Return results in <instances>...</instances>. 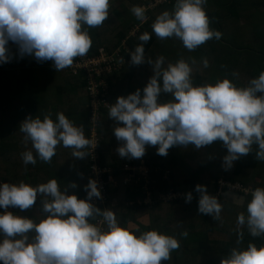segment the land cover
Listing matches in <instances>:
<instances>
[{"label":"clouds","instance_id":"1","mask_svg":"<svg viewBox=\"0 0 264 264\" xmlns=\"http://www.w3.org/2000/svg\"><path fill=\"white\" fill-rule=\"evenodd\" d=\"M206 3L174 0L170 11L155 16L152 34L160 40L175 38L188 51L219 39L221 32L209 27L203 7ZM108 9L109 0H0V63L12 59L11 42L18 57L31 55L38 62L51 61L56 71L69 67L91 46L85 26L102 25L109 16ZM130 11L141 23L147 19L144 6L133 5ZM149 39L148 32L141 33L138 40L142 43L128 54L132 65L147 62L151 66L152 75L142 94L136 89L118 96L107 110L115 123L112 132L121 142L116 148L118 156L141 158L146 146H156V153L164 156L173 146L200 149L218 140L226 148L221 165L225 170L239 157L253 152L254 145V159L264 161V70L244 86L227 77L194 85L196 61L179 58L165 63L162 55L148 58L144 43ZM200 65L207 68L208 59L201 58ZM231 75L235 78L238 73ZM162 93L170 98L161 100ZM18 129L22 142L31 144V149L20 153L25 165H35L37 160L49 163L58 144L81 159L89 155L85 149L95 147L85 137L83 127L74 125L62 112L56 113L55 120L50 114L42 119L26 117ZM69 186L76 187L75 183ZM83 187L86 198L78 199L75 194H66L56 178L35 186L0 181V264H161L179 247L173 235L122 227L113 210L91 203L93 197L101 198L97 181L89 178ZM194 190L199 193L198 213L218 220L220 200L208 194L204 185L197 184ZM38 197V221L7 210L29 209ZM184 199L190 202L192 192L185 193ZM236 226L238 246L242 229L254 238L264 236V187L250 190L245 211L236 216ZM180 235L186 237L187 232ZM238 246L231 248L219 264H264V244Z\"/></svg>","mask_w":264,"mask_h":264},{"label":"trees","instance_id":"2","mask_svg":"<svg viewBox=\"0 0 264 264\" xmlns=\"http://www.w3.org/2000/svg\"><path fill=\"white\" fill-rule=\"evenodd\" d=\"M110 2L115 3L113 9L120 12L122 17L119 18L120 20L118 22L116 21V31H114V33L110 31V33H108L109 36L107 37L104 30L114 24V21L110 19L111 12H109V16L102 25L98 27L85 26L91 39V46L87 51L89 56L96 55L99 48H104L108 53H112L116 48L121 49V42L126 38L129 30L132 29L134 25L139 24L137 19L134 20L133 18H127L125 20L126 17H124V14L126 8L130 9L133 5L141 6L142 0H109V3ZM241 2L242 0H231L229 5L224 9L226 13L225 17H233L238 20V12L243 11L244 8L250 13L254 12L255 14V9L249 8L243 3L242 7H240ZM173 3L170 5H173ZM170 5L162 6L160 9H164ZM205 12L209 18V27L222 34L224 17L216 12L210 13L206 10ZM148 14L146 13L145 15L147 16ZM150 14H154V12ZM127 16L130 17L131 13ZM154 18L155 15H149V20L140 26L138 34L134 38H129L125 41V47L119 52V57L122 60L120 69L103 76V79L107 84V94L110 104L114 103L116 97L126 96L129 93L134 92L136 89H141L142 94L143 87L147 83L148 78L152 75L151 68L148 67V65L143 63L132 65L129 62L130 56L128 54L137 44L142 43L138 40V36L143 32H148L150 34V39L144 43V54L147 55L152 51V46H154L159 40L154 34H152L151 30V24ZM259 27H261V25L257 22L256 18H253V20L246 26L242 27V29L249 31L255 38L254 34ZM222 43L223 37L221 35L219 39L206 41L202 44L204 45L203 48H200V46L197 47V56H187L196 61L193 65L194 70L196 66L200 64L201 58H208L207 56L211 58L208 59L212 60L215 65V69L208 71L205 74V77L204 75L193 73L192 82L194 85L214 83L215 80L225 77L232 80L231 73L233 71L238 73L236 69L239 66V61L242 62V66H244L247 71V78L244 80L245 85L250 78L257 76L261 70H264L262 67V61L264 58H255V52H252L250 49L254 44L245 45L243 48H247V50L241 47L230 48V55L223 56L221 51ZM217 46H220L221 49ZM9 49L12 59L6 63H0V98L4 97L5 100L7 98L10 99L12 101V106L16 107L17 101H15V98L18 96L21 97L22 94L13 90L15 93L9 96L7 93V98L5 95L2 96V93H6L4 88L6 79L15 74H19L22 76L20 82L27 86L32 80V76L29 75L31 72L39 67L42 72H46V70L48 71L47 67H53V65L51 61L38 62L31 55L18 57L16 46L11 44V42L9 43ZM207 49L209 52L206 51ZM243 53L245 57H243ZM4 66H8L10 71H2ZM22 69H25V72H22ZM60 71L63 75V81L67 84L68 92L77 94L78 90L81 91V89H84V91H86L85 80L82 78L83 73L73 75L68 67ZM27 75L28 77H26ZM206 77H209V81ZM236 79L238 80V78ZM234 83L237 86H241L239 81H235ZM60 88L61 89H58L59 91L66 90L65 87ZM160 98L161 100L166 101L170 97L168 94L162 93ZM6 106L9 105L6 104ZM106 114L107 111L104 112L100 120V127L98 129V135L100 137L103 136L106 131L102 128L103 118ZM13 116L15 119L14 112ZM6 117L7 116H2V114L0 116V156L1 159L2 156H4L3 161H7L6 159L8 158L12 159V157L18 153L16 146L19 145L18 142H15L14 138L12 139V142L9 143L10 140L4 135V133H11L10 135H12L16 129L14 122ZM88 128L89 125L88 122H86L84 130L86 138H88ZM213 142H215L217 148L219 147V150H222H217L219 152H217L216 149L212 151L206 150L203 158L207 160L204 162H202V160L199 161L201 157L192 146L170 147L167 150V154L164 156L156 153V146H146L144 155L138 159L120 158L116 153V150L113 153L110 152L107 156L100 151L101 164L115 170L121 166V163L138 166L140 160L144 161V165L148 172L147 180L149 181L146 189L143 188L144 181L142 179L136 183L132 181L125 184L119 183L109 195L110 201L115 200V204H113V206H110L111 204H109L106 208L114 211L117 221L122 227H128L129 224H134L140 231L155 229L158 232L173 235L178 239L179 247L170 253L168 261H161V264H219L220 260L231 248L238 246L236 244V216L238 213L245 211L246 204L250 198H245L243 205L237 210L231 208V205L226 202V204L223 203L218 199V196H216L217 181L224 180L231 183L239 182L244 186L246 185L255 188L264 187V169L260 170L262 173L259 172V176H261L262 179L260 178V181L258 182H252L251 179L246 178L245 174L247 170L255 167V162H258L254 159L255 146H253V152H249L247 155L239 157L233 162L231 168L225 170L224 168H221V161L222 157L226 154V148H221L224 146L218 140ZM13 153L15 154L11 156L10 154ZM211 153L212 155H219L212 158L210 157ZM68 155L69 154L67 153V163L64 161L59 164L57 158L64 157L65 159V156L64 154L55 153L49 163L37 160L35 165H25L23 163L21 167H14V170L13 168H7L5 173L0 176V181L8 183H19L20 181H23L29 185L35 186L39 183L46 182L50 178H56L59 186L61 188H66V194H75L78 199H84L86 198V192L83 186L88 181L86 177L87 161L85 164V157L82 159L71 157L69 159ZM261 162L264 166V161ZM165 172H167L166 175ZM114 176L115 178L120 179L122 173L116 172ZM72 183H75L77 187H70L69 185ZM209 183H212L213 185L212 191L209 189L206 190ZM197 184L204 185L208 194L214 195L220 200L219 202L222 205V209L218 220H214L213 217L208 214L198 213L197 201L199 193L194 190L195 185ZM187 192H192V199L190 202L186 203L184 194ZM146 193H149L148 197L151 200V204L149 205L143 203ZM168 194H177L178 196L179 194H182V196H177L170 201H162L161 197ZM163 204L168 206V212H163L161 210ZM172 210L178 211H175V213ZM14 212L16 215L27 216L38 221L41 218L39 197L29 209L20 211L18 208H14ZM173 216L174 218L176 217L179 224L177 225L178 228L171 229ZM141 218L147 220L146 224L143 225L138 221ZM91 222L94 223L95 220ZM183 231L187 232L186 237H181L180 233ZM242 232L241 243L238 247H245L249 242H252L257 246L264 244V236L254 238L247 233L246 229H242ZM213 234L226 235L228 239H216L212 237Z\"/></svg>","mask_w":264,"mask_h":264},{"label":"crops","instance_id":"3","mask_svg":"<svg viewBox=\"0 0 264 264\" xmlns=\"http://www.w3.org/2000/svg\"><path fill=\"white\" fill-rule=\"evenodd\" d=\"M231 0H207V3L203 6L204 9L208 12H216L220 16L224 17L223 20V29H222V37H223V43H222V49L220 46H217L221 51L223 52V56H229L230 55V48L234 47H241L243 48L245 45L254 44L250 49L252 52H255L256 57H263L264 58V0H242L240 7H242V3L246 5L249 8L255 9L254 12L250 13L247 11V9H243V11L238 12L239 19L236 20L233 17H225V7L229 5ZM241 1V0H240ZM173 5H170L164 9H157L155 11V16L159 14L163 10H171ZM246 10V11H245ZM253 18L257 19V22L261 25L259 29H257L256 33L254 34L255 38L253 37V34H251L246 29H242V27L246 26L249 22L253 20ZM168 42L169 44L175 45L174 48L178 51L181 50V42L175 38H169ZM228 46V47H227ZM162 47L164 48V51L162 50ZM204 45H200V48H203ZM159 51L158 54L162 56L169 55V53L166 52V47L163 45H158ZM218 49V50H219ZM247 50V48H243ZM153 51V50H152ZM151 51V52H152ZM198 49L196 48L193 51H189L191 54L197 56L198 53H196ZM207 52L208 49L206 50ZM150 52V53H151ZM148 55V54H147ZM145 55V56H147ZM210 55V54H208ZM185 57L189 56L187 54L183 55ZM249 56V55H248ZM252 56V55H250ZM243 57H245L243 53ZM241 63V64H240ZM145 64V63H144ZM145 65H148L146 63ZM240 70L237 69L239 73H242L241 70H246L244 66H242V62L239 61L238 64ZM262 67L264 68V59L262 61ZM34 68V67H32ZM48 71L42 72L40 70V67L36 69L35 71L31 72L29 75L32 76L31 82L28 83L27 86H25L22 82H20V76L19 74H15L12 77H9L6 79L5 84V90L6 94L9 96L15 92L13 90L18 91L17 93H21V97H16L15 101L16 107L12 106V101L7 98H0V113L2 116H7L6 118L9 120H12L15 125V132L10 135L4 133L5 137H7L12 142V139L14 138L15 142H18L19 145H17V151L18 153L21 151H25L28 149H31L30 142L25 144L22 142V136L23 134L19 132L18 126L20 122H22L26 117H35L40 116V118H43L44 114H50V118L55 120L56 113L62 112L74 125L82 126L83 131L85 130V124L87 121V94L84 89L78 90V93H70L67 90V84L65 81H63V75L61 71H56L54 67H47ZM9 70L8 66H4L3 70ZM22 72H25V69H22ZM234 70V69H232ZM28 77V75L26 76ZM74 83V82H73ZM240 85L244 86L245 82L240 81ZM60 87H65V91H59L58 89H61ZM58 90V91H57ZM8 104L9 106H6ZM13 108V109H12ZM13 112L15 113V119L13 116ZM0 114V116H1ZM115 127V123L108 118L107 114L103 118L102 122V128H104L105 134L101 136V148L100 151L104 155H109L110 152H114L118 145L120 144V141H117L113 132L112 128ZM85 135V133H84ZM86 137V136H85ZM255 146V145H254ZM71 149L65 148L60 146L59 144L56 146L55 153L57 154H64V157L57 158L59 164L66 161L67 163V153L69 154V159L71 156ZM255 152V151H254ZM255 155V153H254ZM74 158V157H72ZM258 161V160H257ZM85 164H86V157H85ZM123 164V163H121ZM120 164V165H121ZM253 168L247 170L245 172L246 175L254 174L255 177H253V182L260 181L261 176H259V172L262 173V169H264V166L261 161L255 162ZM257 169V170H255ZM115 189V188H114ZM112 189V190H114ZM227 195V194H226ZM231 195V196H230ZM234 194H229V198L233 201H240L242 202L244 199L239 197L237 195V198L235 196H232ZM225 196V195H224ZM242 199V200H241ZM128 228H130V225H128Z\"/></svg>","mask_w":264,"mask_h":264},{"label":"built area","instance_id":"4","mask_svg":"<svg viewBox=\"0 0 264 264\" xmlns=\"http://www.w3.org/2000/svg\"><path fill=\"white\" fill-rule=\"evenodd\" d=\"M173 2L174 0H159V3H157L156 0H142L141 6L145 7V14H148L156 11L162 6L170 5ZM150 5L152 6L150 7ZM138 25H135L131 29L133 32L131 31L130 35H136ZM125 40H123L121 44H124ZM124 47V45H121V49ZM121 49L116 48L112 53H108L106 50L99 48L97 54L94 56H89L86 53L84 56L75 57L72 65L68 67L73 75L83 73L82 78L85 80L88 102V139H90L93 142V145H95L93 149L91 147L86 149L89 153V155L86 156V177L87 180L91 178L97 181V186L101 192V198L97 199L93 197L91 203L100 209L106 208L109 204H111L110 206H113V204L110 203L109 195L112 193V189L116 188L117 184H125L131 181L136 183L142 179L144 181L143 188L146 189L149 182L146 180L148 172L143 160L139 161L140 163L138 166L128 163L121 164L117 170L103 166L100 160L101 137L98 135V129L100 127L101 117L104 112L108 110L110 104L107 94L108 88L103 76L120 69L122 60L119 57V52ZM116 172L122 173L120 179L115 178L114 174ZM165 173L167 174V172ZM254 188L255 187L244 186L239 182L231 183L224 180H218L216 185V196L220 197L222 194L226 193L238 195L241 198H250V190ZM148 196L149 193H146V197L143 201L146 205L151 204V200ZM176 196V194H168L162 196L161 200L167 201L168 198L172 200L176 198ZM7 210L15 214L14 208L9 207Z\"/></svg>","mask_w":264,"mask_h":264},{"label":"rangeland","instance_id":"5","mask_svg":"<svg viewBox=\"0 0 264 264\" xmlns=\"http://www.w3.org/2000/svg\"><path fill=\"white\" fill-rule=\"evenodd\" d=\"M115 6V3H109V12H111V17H110V19L111 20H113L114 21V24H113V26H111V27H108L107 29H105L104 30V32H105V35H106V37L107 36H109V34L108 33H110V31L112 32V33H114V31H116V29H117V23H116V21L118 22L120 19L119 18H121L122 16H121V13L120 12H118V11H116V10H114L113 9V7ZM111 9H113V10H111ZM129 13H131V11H130V9H125V14H124V17H126L125 18V20L127 19V18H133L134 20L136 19L134 16H133V14L131 13V16L129 17V16H127ZM153 13V12H152ZM149 15L151 16V15H155V11H154V14H148L146 17L148 18L147 20H145L143 23H141L139 20H138V22H139V25L138 24H136V25H138V30H137V32H136V35L138 34V32H139V29H140V26H142L145 22H147L148 20H149ZM116 19V20H115ZM135 26V25H134ZM132 30L130 29L129 30V32H128V34H127V36H126V38L127 39H129V38H134L135 36H132V35H130V32H131ZM133 32V31H132ZM111 33V34H112ZM132 34V33H131ZM125 38V39H126ZM108 39V38H107ZM124 39V40H125ZM126 39V40H127ZM109 40L111 41V39L109 38ZM125 40V41H126ZM123 41V40H122ZM125 41H124V44H121V45H124L125 46ZM168 42H170L169 41V39H164V40H158L156 43H155V45L154 46H152V49L151 50H153L151 53H149L146 57H148V58H152V59H155V57H157V56H159V54H158V52L159 51H157V50H159V48H158V45H163V46H165L166 47V52H164V53H169V55H166V56H164V58H165V62H175L177 59H179V58H184L185 60H188L189 59V57H185V56H183V55H185V54H187V55H190L191 53L188 51V50H186L182 45V47H181V50L180 51H178L177 49H175L174 48V46L175 45H172V44H169ZM122 43V42H121ZM156 46V47H155ZM176 47V46H175ZM223 48V47H222ZM101 49H104V48H101ZM162 50L164 51V48L162 47ZM223 53V52H222ZM208 58H210L209 56H207ZM207 58V59H208ZM211 59V58H210ZM210 59H208V61H209V66L207 67V68H203V67H201V65L200 64H198L197 66H196V68H195V70H194V68H193V72H192V74L193 73H197V74H200V75H204V77H205V74L208 72V71H211V70H214L215 69V65H214V63L212 62V60H210ZM147 62H145V64H146ZM144 64V63H143ZM148 67H150L151 68V66L148 64ZM237 69L238 70H240V68L239 67H237ZM237 69H236V71H237ZM241 72H242V74H240L239 72H238V76L237 77H235V78H233L232 77V75H231V79L233 80V82H235V81H239V83H240V81H241V83L242 82H244V80H246V73H247V71L246 70H241ZM240 76V77H239ZM236 78H238V80L236 79ZM206 79L208 80L209 79V77H206ZM209 81V80H208ZM221 148H225V147H221ZM216 149V151L217 150H219V147L217 148L216 146H215V142H212L210 145H206V146H203V147H201L200 149H196V151H197V153H199V155H200V160L199 161H201L202 160V162H204V161H206L207 159H205V158H203L205 155H204V153H205V151L206 150H208V151H212V150H215ZM220 150H222V149H220ZM219 150V151H220ZM219 151H217V152H219ZM20 153H21V151L19 152V153H17V154H15V153H13V154H10L11 156L12 155H14L13 157H12V159H6L7 161H3V159H4V156H2V159H1V156H0V176H2V174H4L5 173V170H7V168H13V170L15 169L14 167H21V165H23V162H22V160H21V157H20ZM211 156L210 157H212V158H215L217 155H219V154H216V155H212V153L210 154ZM214 160V159H213ZM201 162V163H202ZM222 162V161H221ZM124 164V163H123ZM222 165V164H221ZM221 168H223L222 166H221ZM255 170H257V169H255ZM165 175H166V173H165ZM253 177H255V175L254 174H251V175H246V178H248V179H251V181L253 182ZM146 180H147V177H146ZM259 181V180H258ZM257 181V182H258ZM250 185H252V184H250ZM77 187V186H76ZM212 188H213V185H212V183H209L208 184V186L206 187V190H210V191H212ZM177 195V194H176ZM225 195V196H224ZM227 195H229V194H227ZM226 195V193H224V194H222L220 197H218V199H220L223 203H227V204H229V205H231V208H235V210H237L238 208H240L242 205H243V202H244V200L242 201V202H240V201H238V200H236V201H233V200H231V198H229V196H227ZM178 196V195H177ZM176 196V197H177ZM182 196V194H179V196L178 197H181ZM231 196V195H230ZM232 196H235V195H232ZM236 198H237V195L235 196ZM243 199H245V198H243ZM169 200H171L170 198H168V200L167 201H169ZM242 200V199H241ZM111 203L112 204H115V200H112L111 201ZM163 203V202H162ZM225 203V204H226ZM161 210L163 211V212H168L169 211V209H168V206L167 205H162V207H161ZM173 211V210H172ZM177 212L178 210H174L173 212ZM175 212V213H176ZM175 216V215H174ZM174 216L172 217V221H171V225H172V227H171V229H173V228H178V221H177V219H176V217L174 218ZM176 216L178 217V215L176 214ZM138 221H140V223L141 224H146V222H147V220L145 219V218H141L140 220H138ZM130 225V228H136V226L134 225V224H129ZM212 237L213 238H216V239H228V237L225 235V236H223L222 234H213L212 235Z\"/></svg>","mask_w":264,"mask_h":264}]
</instances>
